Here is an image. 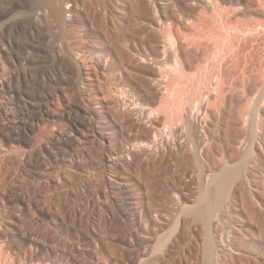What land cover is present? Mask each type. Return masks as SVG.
<instances>
[{"label": "rangeland", "instance_id": "374dc122", "mask_svg": "<svg viewBox=\"0 0 264 264\" xmlns=\"http://www.w3.org/2000/svg\"><path fill=\"white\" fill-rule=\"evenodd\" d=\"M68 1L71 7V13L66 16L68 35L41 17L36 30L24 25L26 27H20L22 31L12 29L0 40V207L4 218L0 220V230L5 235L0 233L4 238L0 237V264H12L3 248L10 241L17 242L15 238H20V234L34 238V245L41 249L39 255L48 259L49 264H90L96 255L105 259L104 244L107 245L109 237L103 239L104 244L101 237L107 234L109 222V228L114 229L111 233L114 232L112 235L117 239L112 237L115 242L109 241H113L114 244H110L116 247L117 254L123 246L121 254L126 253L129 232L150 234L147 243L136 246L139 252L137 248L135 253L127 252L132 259L125 264H180L182 250H187L190 261H195L192 252L193 255L198 253V264H208L202 258L206 239L209 236L216 239L221 234L226 237L228 232H234L230 229L232 223L240 219L244 222L241 231L254 236L247 240L249 244L242 240L244 252L253 250L264 256V237L261 238L264 236V158L258 156V142L254 143V156L242 157V152L249 147L250 113L258 104L254 109L260 111L261 115L257 113L262 122L258 141L264 143V0H152L156 8L150 7V0ZM32 4L30 0H0L1 21L13 24L28 13ZM70 53L92 65L106 58L105 77L86 79L88 76L78 73L70 63L59 66L58 60ZM77 53L82 55L78 58ZM100 67L97 65L94 71ZM24 70L31 71L27 81L21 78ZM37 73L43 77L51 74L61 81L53 86L55 93L51 91L53 87L50 88L57 94V102L51 106L56 115L47 119L50 121L42 118L45 124L35 120L36 108L26 107L25 110L13 90L6 88L10 85L20 90L38 91L32 87ZM190 113L191 126L182 120ZM237 119L239 124H235ZM17 124L22 127L17 128ZM74 124L87 130V134L91 127L97 128L101 138L109 137L113 144L108 150V143L104 145L96 140L88 143L87 135L85 144H74L75 148L71 144L72 148L66 147L68 153L63 152L49 139L53 133L71 132ZM11 131L20 135L21 141L18 136V142L10 139L7 135ZM140 146L150 147V153L140 154ZM129 149L132 154L126 156L124 151ZM105 154L113 157V167L104 166ZM194 156L202 159L201 166L194 164ZM225 163L239 168L241 181L235 187L241 191L233 198L229 196L232 199L225 202H229V206L225 208L223 201V208L215 211L213 223L216 222L217 228H211L209 233L208 227L194 228L189 221L186 229H182L185 231L183 242L177 239L179 245L177 243L175 248L168 242L161 253L154 252L156 241L171 230L177 207L184 203L193 206L209 177ZM245 176H249V181ZM88 179L90 187L86 184ZM104 180L124 183L127 194L144 200V209L162 216L164 222L154 230L145 225L140 227L137 222L136 225L130 221L121 223V201L111 192L107 194L109 188ZM65 192L73 199L78 198L79 210L83 207L79 216L65 212L66 208L56 203L57 197L67 195ZM249 192L255 199L246 198L249 200L244 202ZM255 203L263 213V220L260 219L263 223L250 216L249 204ZM17 205L23 206L19 216L15 214ZM104 217L111 220L108 222ZM89 218L91 226L86 228L84 222ZM258 223L261 232L257 229ZM78 226L84 233L88 229V245L81 258L69 249L71 237L76 236L72 233L77 232ZM236 228H240L238 223ZM194 233L199 249L190 244ZM176 235L178 233L171 239ZM90 238H95L93 242L98 247ZM236 259L231 263L258 264L256 260ZM190 261L186 263L193 264Z\"/></svg>", "mask_w": 264, "mask_h": 264}, {"label": "bare ground", "instance_id": "6f19581e", "mask_svg": "<svg viewBox=\"0 0 264 264\" xmlns=\"http://www.w3.org/2000/svg\"><path fill=\"white\" fill-rule=\"evenodd\" d=\"M31 1V4H32V2H33V4H32V6H30V9H29V11H28V9H27V12L28 13H25V16L22 18V19H20V20H18V21H14V23L13 24H8L7 22H9V21H1V18L3 17H0V40L1 39H3L6 35H5V33L7 32L8 33V31L10 32L12 29L13 30H18V29H20V27L21 26H24V25H26V26H28V28L30 29V30H36V28H37V20H39V18H41V17H43V18H45L48 22H50V24H52L53 26H56V27H54V28H57V30H58V28H59V30H61L60 32H64L65 31V27H68L67 26V19H66V16H68L70 13H71V7H69L70 6V3H69V1L68 0H30ZM150 2L151 3H149L150 4V7L151 6H153V7H155L154 6V3L152 2V0H150ZM149 4H148V6H149ZM30 5V4H29ZM156 8V7H155ZM156 10V9H155ZM6 12V11H5ZM9 12V11H8ZM26 12V11H25ZM69 13V14H68ZM68 14V15H67ZM159 20V19H158ZM160 21V20H159ZM159 23V22H158ZM154 24H156V23H154ZM159 25V24H158ZM26 26H24V27H26ZM163 26V25H162ZM178 27V26H177ZM28 28H25V30L26 29H28ZM95 29V28H94ZM20 31H22L21 29H20ZM29 31V30H28ZM29 32H31V31H29ZM66 32V31H65ZM64 32V33H65ZM179 32V31H178ZM14 33V32H13ZM17 33H19V31H17ZM16 33V34H17ZM67 33V32H66ZM65 33V34H66ZM175 33V32H174ZM177 33V32H176ZM9 34V33H8ZM181 34V33H180ZM67 35H68V33H67ZM66 35V36H67ZM63 36H64V34H63ZM62 36V37H63ZM165 36H167V35H165ZM175 36H177V34H175ZM68 37V36H67ZM66 37V38H67ZM178 37V36H177ZM6 38V37H5ZM174 38H176V37H174ZM172 39V38H171ZM114 40V39H113ZM178 42H179V40H178ZM113 43V42H112ZM111 44V43H110ZM109 44V45H110ZM118 45V44H117ZM111 46V45H110ZM112 47V46H111ZM108 50V49H107ZM29 53V52H28ZM69 53V52H68ZM82 55V53H77V57L79 58L80 56ZM83 59V58H82ZM84 60V59H83ZM83 60H80V58L79 59H77V58H75L74 57V55L72 54V53H70V54H67L65 57H64V59L62 58V60H58L60 63H58L59 64V66H62L63 64H69L70 63V65L72 64V66L74 65V67L77 69V71H78V73H81L82 72V74L83 75H87L88 77L86 78V79H92L93 78V76L95 77V78H97L98 77V75L99 76H104L105 75V73L107 72V59L105 58V59H103V60H99V62H96V63H94L95 65H92V64H88V63H86L85 61H83ZM86 60V59H85ZM65 62V63H64ZM100 63V64H99ZM97 65H101V67H100V69L99 70H97V71H94L95 69V67L97 66ZM64 66V65H63ZM62 66V67H63ZM27 70V69H26ZM28 72H30L31 73V71L30 70H28ZM28 72L26 73V71L24 70V72L21 74L22 75V77L21 78H23V80L24 81H27V74H28ZM95 72V73H94ZM92 74V75H91ZM18 75L20 76V73H18ZM80 75V74H79ZM28 76H29V74H28ZM30 77V76H29ZM83 77V76H82ZM105 77V76H104ZM32 78V77H31ZM84 78V77H83ZM94 78V79H95ZM94 79H93V81H94ZM99 79V78H98ZM33 81H32V87L33 88H38V91H35V90H32V91H28V90H20V89H17V88H15V87H13V86H10V85H7V90H9L10 89V92H11V90H13V91H15V92H13L12 91V93L13 94H15V96L17 97V99L18 100H20L19 102L24 106V108H25V110H26V107L27 108H29V107H34V108H36L37 109V111H38V114L36 115V116H34V117H36V119L33 117V119H35L36 121H41L43 124H45L46 122H45V120L46 121H50V120H47V119H50V118H53L54 117V110H52L51 109V106H54L55 105V103L57 102V100H56V102H55V99H56V96H57V94L56 95H54L53 93H55L54 91H53V89H55V87H53V86H57V85H59L60 84V78H56V77H54L53 75H51V74H47V75H45L44 77H43V75H41L40 73L38 74L37 73V75L35 74V76H33V79H32ZM91 81V80H90ZM1 83V82H0ZM81 83V82H80ZM82 84V83H81ZM80 84V85H81ZM1 86H3L2 84H1ZM4 86H3V88H4ZM46 87V88H45ZM53 87V88H52ZM9 88V89H8ZM50 88H52V90L51 91H53V93L50 91ZM22 91H24V92H22ZM35 91V92H34ZM31 92V93H30ZM23 95H25L24 97H23ZM12 96V95H11ZM59 96V95H58ZM15 97V98H16ZM236 98H239V97H236ZM258 99H259V97H257ZM36 99H39L40 101L38 102ZM58 99V98H57ZM88 99V98H87ZM86 99V100H87ZM42 100V101H41ZM241 101H242V99H241ZM256 101V100H255ZM258 101V100H257ZM260 101V100H259ZM18 103V102H17ZM19 104V103H18ZM17 104V105H18ZM257 104H258V102H257ZM253 105H255V104H253ZM259 105V104H258ZM258 105H256V107L258 108ZM87 106V105H86ZM20 107V106H19ZM254 106H252V108H253ZM255 107V108H256ZM55 108V107H54ZM101 108V107H100ZM255 108H253L252 110L254 111V113H253V111L250 113L252 116H251V123H250V125H249V127H250V133H249V136H248V139H249V142H250V145H249V142H248V149L246 150V152H242V157H245V156H247V155H249V156H254V151H253V147H254V143L255 142H258V150H259V154H258V156H261V157H263L264 158V147H262V145L264 144H262V142H259L258 141V139H260V137H259V131H261V129L260 130H258L259 129V127H260V124H262V122H261V120H260V118H259V115H258V113L260 112L258 109H257V111H255L254 109ZM56 109V108H55ZM206 109V108H205ZM31 110V109H30ZM259 111V112H258ZM21 112V111H20ZM258 112V113H257ZM253 113V114H252ZM36 114V113H35ZM103 114V113H102ZM260 114V113H259ZM56 115V114H55ZM261 115V114H260ZM185 118L186 119H182V120H185V122H186V124L187 125H192V123H193V120H192V114L190 113V115L189 114H185ZM191 116V117H190ZM194 116V115H193ZM197 117V116H196ZM237 117H238V115H237ZM243 117V116H242ZM261 117V116H260ZM42 118H44L45 120H43ZM183 118H184V115H183ZM235 118V117H234ZM246 118V117H245ZM193 119H195V118H193ZM242 119H244V118H242ZM112 120V119H111ZM250 120V119H249ZM227 121V120H226ZM240 121V120H239ZM239 121H238V119L235 121V124H236V122H238V124H239ZM242 121H244V120H242ZM45 122V123H44ZM73 122V121H72ZM184 122V121H183ZM182 122V123H183ZM195 122V121H194ZM249 122V121H248ZM261 122V123H260ZM15 123V122H14ZM108 123V122H107ZM106 123V124H107ZM246 123V122H245ZM20 124H22V123H20ZM18 125L17 126V128L19 127V126H21V125ZM23 124H25V123H23ZM23 124H22V126H23ZM36 124V123H35ZM42 124V125H43ZM79 124V123H78ZM81 124V123H80ZM110 124V123H109ZM108 124V125H109ZM185 124V125H186ZM196 124V123H195ZM39 125V124H38ZM226 125V124H225ZM247 125V124H246ZM8 126V125H7ZM21 126V127H22ZM39 126H41V125H39ZM94 126V125H93ZM195 126V125H194ZM235 126V125H234ZM15 127H16V125H15ZM25 127V126H24ZM23 127V128H24ZM91 127V126H90ZM99 127H101V125L99 126ZM104 126H102L101 128H103ZM186 127V126H185ZM196 127V126H195ZM201 127V126H200ZM233 127V126H232ZM83 128H86L85 126L83 127ZM187 128H188V126H187ZM191 128V127H190ZM189 128V129H190ZM193 128V127H192ZM203 128V127H202ZM223 128V127H222ZM229 128H230V126H229ZM261 128V127H260ZM30 129V128H29ZM88 129V128H87ZM97 129V128H96ZM95 128L93 129L92 127H91V129L89 130L88 129V131H89V134H87L86 133V131L87 130H84V129H82L79 125H76V124H74L73 125V129H72V131L71 132H69V133H65V132H59L58 134H54L53 133V135H51L52 133H50V135H51V137H50V141L53 143H56V144H58L59 146H57L59 149H61L63 152H66V153H68V149H66V147L68 148H72L71 147V144L73 145V147L75 148V146H74V144H77V143H79V145H80V143L82 142V143H84L85 144V142H86V140H87V135H88V143H90V142H93L94 140H96L97 142H99V141H101L104 145H105V143H108V145H107V147H108V150H109V147H110V145H112V144H110L111 142L109 141V137H102L101 138V132L100 131H97ZM104 129V128H103ZM106 129V128H105ZM10 130V129H9ZM23 130H25V128L23 129ZM31 130V129H30ZM33 130V129H32ZM40 130H41V127H40ZM192 130V129H191ZM190 130V131H191ZM237 130V129H236ZM8 131V130H7ZM50 131V130H49ZM67 131V130H66ZM233 131V130H232ZM107 132V131H106ZM189 132V131H188ZM196 132V131H195ZM202 133V132H201ZM230 133V132H229ZM36 134V133H35ZM49 134V133H48ZM195 134V133H194ZM233 134V133H232ZM231 134V135H232ZM102 135H104V134H102ZM191 135V134H190ZM193 135V134H192ZM230 135V134H229ZM7 136H9V138L10 139H15L16 140V136H18L17 134H15L14 132H12L11 131V134L10 135H7ZM20 136V135H19ZM19 136H18V138L17 139H19V141H21L20 140V138H19ZM40 136V135H39ZM44 136V135H43ZM192 137V136H191ZM204 137V136H203ZM206 137V136H205ZM228 137V136H227ZM193 139L195 138V137H192ZM233 138V137H232ZM231 138V139H232ZM8 139V138H7ZM199 139V138H198ZM205 139V138H204ZM228 139V138H227ZM34 140V139H33ZM40 140H41V138H40ZM48 140V141H49ZM9 141H11V140H9ZM46 141H47V139H46ZM85 141V142H84ZM208 141V140H207ZM211 141V140H210ZM233 141V140H232ZM16 142H18L17 140H16ZM28 142V141H27ZM26 142V143H27ZM31 142V141H30ZM44 142V141H43ZM95 142V141H94ZM96 142V143H97ZM113 142V141H112ZM192 142V141H191ZM213 142V141H212ZM226 142V141H225ZM264 142V141H263ZM11 143H13V142H11ZM40 143V142H39ZM100 143V142H99ZM101 143V144H102ZM156 143V142H155ZM200 143V142H199ZM204 143V142H203ZM236 143V142H235ZM55 144V145H56ZM102 144V145H103ZM166 144V143H165ZM226 144V143H225ZM229 144V143H228ZM27 145V144H26ZM35 145V144H34ZM209 145V144H208ZM11 146H13V145H11ZM78 146V145H77ZM76 146V147H77ZM199 146V145H198ZM213 146V145H212ZM211 146V147H212ZM257 146V145H256ZM264 146V145H263ZM35 147V146H34ZM209 147V146H208ZM57 148V149H58ZM78 148V147H77ZM102 148V150H103V147H101ZM215 148V147H214ZM242 148V147H241ZM58 149V150H59ZM114 149V148H113ZM116 149H118V148H116ZM115 149V150H116ZM149 149H150V147L148 148V146L147 147H142V146H140V148H138V151H139V153L141 154H146V153H148L149 152ZM206 149V148H205ZM72 150V149H71ZM76 151H77V149H75ZM130 150V149H129ZM129 150H127V151H124L125 153H126V156H127V154L128 155H131L132 153H131V150L129 151ZM137 150V149H136ZM151 150V149H150ZM119 151V150H118ZM226 151V150H225ZM240 151V150H239ZM242 151V150H241ZM262 151V152H261ZM111 152H112V150H111ZM114 152V151H113ZM122 152V151H121ZM197 152V151H196ZM206 152V151H205ZM57 153V152H56ZM77 153V152H76ZM117 153V152H116ZM124 153V154H125ZM150 153V152H149ZM199 153V152H198ZM209 153V152H208ZM60 154V153H59ZM112 154V153H111ZM196 154V153H195ZM197 155V154H196ZM257 155V154H256ZM255 155V156H256ZM119 156H120V154H119ZM198 156V155H197ZM197 156H194V160H195V163L194 164H196L198 167H199V165L201 166V163H202V159H200L199 157H197ZM205 156V155H204ZM71 157H72V155H71ZM115 157V156H114ZM58 158V157H57ZM202 158V157H201ZM205 158V157H204ZM212 158V157H211ZM260 158V157H259ZM59 159V158H58ZM242 159V158H241ZM243 159H245V158H243ZM253 159V158H252ZM57 160V159H56ZM73 160V159H72ZM258 160V159H257ZM262 160V159H261ZM264 160V159H263ZM71 161V160H70ZM74 161V160H73ZM73 161H71V162H69L70 164H72V166H73ZM103 161H104V166H106L107 168L109 167H113L114 165H115V162L113 161V157L111 158V156L110 155H107V154H105V157H104V159H103ZM116 161V160H115ZM245 161V160H244ZM242 162V161H241ZM248 162V161H247ZM253 162V161H252ZM204 163H206V162H204ZM254 163V162H253ZM256 165V164H255ZM75 166V165H74ZM99 166V165H98ZM105 167V168H106ZM236 167V166H235ZM73 168V167H72ZM242 168V167H241ZM250 168V167H249ZM112 169V168H111ZM114 169V168H113ZM52 170V169H51ZM61 170V169H60ZM66 170V169H65ZM64 170V171H65ZM104 170V169H103ZM49 171V170H48ZM63 171V172H64ZM68 171V170H67ZM66 171V172H67ZM70 171V170H69ZM248 171H249V169H248ZM65 172V173H66ZM50 173V172H49ZM54 173V172H53ZM249 173V172H248ZM58 174V173H57ZM246 174V173H245ZM251 173H249V175H250ZM48 175V174H47ZM239 175H240V171H239V168L238 169H236V168H234V165L233 166H229V164L227 163H225L224 165H223V167L222 168H220V169H218L217 171H214V173H213V175H211V178L209 177V179H208V181H207V183H206V185H205V188L202 190V192L200 193V197L198 198V201L195 203V204H193V206L192 205H185V203H184V205H182V207H181V205L179 206V207H177V211L178 212H176L177 213V215L175 216V218H174V221H173V225H172V228H171V230H169V231H167V232H169L168 234H164L163 235V238H160V239H158L156 242V244L153 246V251L155 252H160V251H162L163 249H164V247H166L167 245H168V242H170V246L173 244V245H175L174 246V248L176 247V244L177 245H179V242H177L178 240L179 241H182V239H183V235H184V233H185V227L188 225V222L190 223V224H194V228L196 227V226H198L199 225V227H197V228H200L201 226H203V228L205 227V228H207L208 227V230H209V233H211L210 231L212 230L211 228H214V229H216L217 227L215 226V223H213L214 221L213 220H215L214 219V217H215V214H216V210H218V208L219 207H222L223 206V201H224V204H225V202L227 201V199L229 198V200L230 199H232L236 194H237V192L238 191H241V190H238L237 189V187H235L236 186V183L237 182H239V181H241L240 179H239ZM251 177H252V175H251ZM241 178V177H240ZM264 178V177H263ZM4 178H2V180H3ZM107 179V178H106ZM246 181H249V176H247V178H246V176H245V178H244ZM1 180V179H0ZM92 180V179H91ZM262 180V179H261ZM84 181V180H83ZM84 182H86V181H84ZM92 182V181H91ZM258 182V181H257ZM241 183V182H240ZM67 184V183H66ZM65 184V185H66ZM82 184V183H81ZM85 184V183H84ZM83 184V185H84ZM86 184L87 185H89V187H90V181H89V179L87 180V182H86ZM104 184L109 188L106 192H107V194L108 193H112V195L114 194V196H116V198L118 199V200H120L121 201V204H120V215L122 216V218H120L119 217V220H120V222L121 223H125L126 221H130L131 222V224L132 223H135V222H137L138 224H139V226L140 227H142L143 225H145V226H148L150 229L149 230H154V229H156V228H158L163 222H164V219H163V217L162 216H159V215H153L152 213H149L148 212V210H146V209H144V200H141L140 198L138 199V198H136V197H134L132 194H127V190L125 189V184L124 183H121V182H116L115 180H113V182L110 180H104ZM69 185H72V184H69ZM95 185V184H94ZM98 185V184H97ZM247 185V184H246ZM245 185V186H246ZM60 186V185H59ZM80 186V185H79ZM99 186H100V184H99ZM237 186H239V183H238V185ZM86 188L88 187V186H85ZM96 187V186H95ZM243 187V186H242ZM56 188H58V187H56ZM71 188V187H70ZM79 188V187H78ZM81 188V187H80ZM238 188H240V186L238 187ZM59 189H60V187H59ZM90 189V188H89ZM57 190V189H56ZM61 190V189H60ZM65 191H66V189H64ZM63 190V191H64ZM87 190V189H86ZM62 191V190H61ZM77 191V190H76ZM98 191V190H97ZM256 191V190H255ZM59 192V191H58ZM57 192V193H58ZM66 192H68V191H66ZM65 192V193H66ZM72 192V191H71ZM85 193V192H84ZM239 193V192H238ZM259 193V192H258ZM63 194V193H62ZM61 194V195H62ZM67 194V193H66ZM245 195H246V193H244ZM244 194L242 193V195L244 196ZM60 195V194H59ZM59 195H57V196H59ZM241 195V194H240ZM242 195H241V198H243L242 197ZM249 197H247V196H245V199H243V201L244 202H247L248 200H246V198H254L255 199V196H253L252 194H251V192H249ZM56 196V197H57ZM76 196V195H75ZM97 196V195H96ZM229 196H232V198H230ZM48 197V196H47ZM62 197L63 198H59L58 199V197H57V200H56V203L58 204V205H61V207H64V208H66L65 209V212H67V211H70V212H67V213H74L75 215L76 214H78V216H79V212H80V214H81V209H83V207H81V209L79 210V207H80V204L78 203L79 201L77 200V199H73V198H71V196H69L68 194L64 197V194L62 195ZM258 197H259V194H258ZM114 198V197H113ZM260 198H263V197H261L260 196ZM2 199V198H1ZM23 199V198H22ZM54 199H56V198H54ZM89 199V198H88ZM95 199V198H94ZM132 199H133V201H132ZM236 199H237V197H236ZM251 199V200H252ZM259 199V198H258ZM42 200V199H41ZM105 200V199H104ZM124 200V201H123ZM127 200V201H126ZM184 200V199H183ZM242 200V199H241ZM25 201V200H24ZM48 201V200H47ZM93 201V200H92ZM96 201V200H95ZM255 201V200H254ZM1 202V201H0ZM41 202H43V201H41ZM40 202V203H41ZM44 202L46 203V201L44 200ZM55 202V201H54ZM87 202H89V201H87ZM97 202V201H96ZM55 203V204H56ZM93 203H94V201H93ZM146 203V202H145ZM227 203H229V202H227ZM225 204L224 206H225V208H226V205H228V204ZM250 203H251V201H250ZM257 203V202H256ZM256 203L253 205V204H249V212H250V216L251 217H253L254 219H257L258 221L262 218V212H260L259 210H258V208L257 207H255L256 206ZM26 204V203H25ZM88 204V203H87ZM242 204V203H241ZM259 204V203H258ZM91 205H93L92 203H91ZM230 205V204H229ZM228 205V206H229ZM232 205V204H231ZM15 206V205H14ZM258 206V205H257ZM141 207H143V209H141ZM15 208H17V211H16V213L15 214H17L18 215V213H20L21 212V210L23 209V206L22 205H17V207H15ZM67 208H69V209H67ZM178 208H179V210H178ZM223 208V207H222ZM257 208V209H256ZM79 210V211H78ZM247 210V209H246ZM15 211V210H14ZM57 211V210H56ZM61 211V210H60ZM63 211V210H62ZM1 207H0V220H3L4 218H3V216H1ZM54 212V211H53ZM64 212V211H63ZM218 212V211H217ZM226 212V211H225ZM262 213V214H261ZM3 214V213H2ZM52 214V213H51ZM63 214V213H62ZM229 214V213H228ZM16 215V216H17ZM67 215V214H66ZM107 215V214H106ZM19 216V215H18ZM51 216V215H50ZM74 216V215H73ZM84 216H86V215H84ZM247 216V215H246ZM58 217V216H57ZM181 217H183V218H185V219H181ZM227 217H228V215H227ZM67 218V217H66ZM105 218V220L106 221H108L109 219L107 218V217H104ZM233 218V217H232ZM247 218V217H246ZM263 218H264V216H263ZM240 219V218H239ZM61 220H62V218H61ZM72 220V219H71ZM81 220V219H80ZM96 220V219H95ZM111 220V219H110ZM109 220V221H110ZM183 220V221H182ZM261 220H263V219H261ZM260 220V221H261ZM52 221H54V220H52ZM108 221V222H109ZM247 221V220H246ZM66 222V221H65ZM73 222V221H72ZM237 223H238V226L240 227V228H236V226H237V223L236 224H234V223H232L233 225H231V227H230V229H232L234 232H231V234H230V232H228V234L226 235V237H222V234L221 235H219V236H217L216 237V239L215 238H211V236H209V238H205L206 239V241L204 242V244H203V248H202V252H203V256H202V258H204V260L206 261L205 263H208V264H228L227 263V261H230L229 263H231L232 261L234 262V259H236V257L238 258V260H240L241 258H246V259H250V260H256V262L258 261V264H264V256L263 255H261L260 253H257L256 251H248L247 250V252H244L245 251V249L242 247V244H241V242H242V240L244 241V240H246V242L245 243H248L249 244V242L247 241V240H249L250 239V237L252 238V237H254V236H249V234H251V233H244L243 231H241L242 230V228H241V226L243 225V220L242 219H240V220H238V221H236ZM257 222V221H256ZM262 222V221H261ZM261 222H259V223H261ZM264 222V221H263ZM262 222V223H263ZM1 223V222H0ZM59 223V222H58ZM71 223V222H70ZM98 223H99V221H98ZM114 223V222H113ZM127 223V222H126ZM137 223H135L134 225H136ZM259 223L257 224L258 225V227H257V229H258V231L259 232H261L262 231V227H261V225H259ZM86 224V228L87 227H90L91 225H90V218H89V220H87L86 222H84V225ZM92 224V223H91ZM242 224V225H241ZM245 224H246V222H245ZM3 225V224H2ZM63 225V224H62ZM102 225V224H101ZM118 225V224H117ZM1 226V225H0ZM107 226V225H106ZM109 226H110V222H109V225L107 226L108 227V230H107V234L105 235V237L104 238H102L101 237V239H102V243L104 244V240L103 239H105V238H107V237H109L108 238V241H107V245H105L104 244V246H105V248H104V251L106 252V258L105 259H103V258H101V257H99V256H95V258L93 257V259H92V261H91V263L90 264H125L130 258H131V255H129L127 252L128 251H135V249L137 248V250H138V247H141L140 245L141 244H145V242L147 243V239H148V237H149V232L147 233H145V235H141L140 233H137L138 231H136V230H134L133 232H129L130 234H129V238L126 240V239H124V240H126V241H123V242H126V245H125V252L127 253H125V254H121V251H122V253H124L123 252V250L122 249H124V246L122 247V249H118V254H117V252H116V250L117 249H115L116 247H114V248H112V246H114V245H112L111 246V244H114V243H112L113 241L115 242V240H113L112 239V237H113V235L115 234L114 232V234L113 233H111L112 232V230H114V229H111V228H109ZM119 226V225H118ZM193 226V225H192ZM246 226V225H245ZM264 226V225H263ZM75 227V226H74ZM93 227V226H92ZM115 227V226H114ZM216 227V228H215ZM51 228H52V226H51ZM54 228V227H53ZM68 228V227H67ZM122 228V227H121ZM147 228V227H146ZM185 228V229H184ZM193 228V229H194ZM254 228V227H253ZM0 229H2V228H0ZM55 229V228H54ZM100 229V228H99ZM107 229V228H106ZM143 229V228H142ZM141 229V230H142ZM182 229H184L183 231H182ZM201 229V228H200ZM34 230V229H33ZM88 230V229H87ZM87 230L85 231V233L84 232H82V230H81V228L78 226V229H77V232L76 233H72V235L73 234H76V236H75V238L73 239L72 237H71V241H70V250H71V252L73 253V254H75L77 257H82L83 256V252H84V250H85V248L87 247V245H88V240H87V234H86V232H87ZM118 230V229H117ZM122 230V229H121ZM140 230V229H139ZM140 230V231H141ZM182 231V233H181V231ZM246 230V229H245ZM3 230H0V233L2 232ZM81 231V233H79ZM93 231V230H92ZM123 231V230H122ZM146 231V230H145ZM179 231V232H178ZM218 231V230H217ZM223 231V230H222ZM94 232V231H93ZM144 232V231H143ZM244 234H243V233ZM99 233V232H98ZM153 233V232H152ZM178 233V235H176V236H174L173 237V239H171V237H172V235L173 234H177ZM181 235H180V234ZM208 232H207V235L209 234ZM213 233V232H212ZM217 233V232H216ZM225 233V232H224ZM227 233V232H226ZM2 234H3V232H2ZM32 234V233H31ZM113 234V235H112ZM247 234H248V236H249V238H248V236H247ZM261 234V233H260ZM4 235V234H3ZM3 235L2 236H0V237H2L3 238ZM33 235V234H32ZM97 235V234H96ZM166 235V236H165ZM256 235V234H255ZM5 236V235H4ZM34 236V235H33ZM63 236V235H62ZM107 236V237H106ZM192 236V242L190 243L191 244V246L193 245V248H194V246H195V248L197 249H199V245H200V243H199V241L197 240V236L195 237V233H194V235H191ZM206 236V235H205ZM66 237V236H65ZM264 236L263 235H261V238H263ZM114 238V237H113ZM256 238V237H255ZM259 238V237H258ZM1 239V238H0ZM16 239V241L17 242H15L14 244L13 243H11V241L9 242V243H6L5 245H4V248L3 249H5V253H7V255L8 256H6V257H9V259H10V261H11V263L12 264H49L50 263V261H49V263H46V260L48 261V259H44L43 257H41L40 255H39V253H40V250L41 249H39V247H36L35 245H34V238L33 237H31V236H29V235H25V234H23V235H21L20 234V238H15ZM65 239V238H64ZM97 239H99V238H97ZM113 240L112 242L111 241H109V240ZM114 239H116V238H114ZM178 239V240H177ZM181 239V240H180ZM3 240H4V238H3ZM6 240V239H5ZM90 240H92V242H93V240H94V242H95V238L93 239H91L90 238ZM100 240V239H99ZM105 240H107V239H105ZM117 240V239H116ZM184 240V239H183ZM1 241V240H0ZM53 241V240H52ZM5 242V241H4ZM8 242V241H7ZM13 242V241H12ZM93 242V243H94ZM117 242V241H116ZM120 242V241H119ZM122 242V241H121ZM183 242V241H182ZM244 242H242V243H244ZM97 243V242H96ZM101 243V244H102ZM106 243V242H105ZM111 243V244H110ZM99 244V243H98ZM102 244V245H103ZM125 244V243H124ZM188 244V243H187ZM1 245H3V244H1ZM94 245H96L95 243H94ZM93 245V246H94ZM100 245V244H99ZM116 245H117V243H116ZM122 245V244H121ZM139 245V246H138ZM173 245L171 246V248H173ZM50 246V245H49ZM97 246V245H96ZM136 246H138V247H136ZM190 246V247H191ZM98 247V246H97ZM100 247V246H99ZM102 247V246H101ZM118 247H120L119 245H118ZM47 248V247H46ZM45 248V249H46ZM94 248H96V247H94ZM103 248V247H102ZM144 248V247H143ZM178 248V247H177ZM52 249V248H51ZM169 249V248H168ZM195 249V250H196ZM242 249H244V250H242ZM91 250V249H90ZM94 250V249H93ZM102 250V249H101ZM144 250V249H143ZM194 250V249H193ZM261 250V249H260ZM44 251V250H43ZM50 251H52V250H50ZM103 251V250H102ZM103 251V252H104ZM141 251V250H140ZM189 251V250H188ZM196 251H198V250H196ZM133 252H131V253H133ZM137 252V251H136ZM138 252H139V250H138ZM178 252V251H177ZM180 252V251H179ZM186 252H187V250L186 251H184L183 252V250H182V252L180 253V255H179V258H180V261H181V263H186L187 262V260H188V262L191 260V258H189V255H188V257H187V255H186ZM135 253V252H134ZM161 253V252H160ZM188 254V253H187ZM190 254H192V256H194L195 257V261H190V262H193V264H198V258H197V254L198 253H194V255H193V253L192 252H190ZM6 255V254H5ZM44 255V254H43ZM74 255V256H75ZM136 255V254H135ZM141 255V254H140ZM139 255V256H140ZM142 255H143V252H142ZM233 255H236L235 256V258L233 257ZM138 256V255H137ZM139 256H138V258H139ZM170 256V255H169ZM45 257V256H44ZM103 257V256H102ZM171 257V256H170ZM194 257H192V259L194 258ZM47 258H48V256H47ZM136 258V257H135ZM137 258V259H138ZM164 258V257H163ZM200 258V257H199ZM132 259V258H131ZM165 259V258H164ZM163 259V260H164ZM50 260V259H49ZM133 260H135V259H133ZM140 260V259H139ZM203 260V259H202ZM237 260V259H236ZM237 260V261H238ZM142 261V260H141ZM166 261V260H165ZM169 261V260H168ZM143 263H144V261H143ZM180 263V264H181ZM204 263V262H203ZM139 264H140V262H139ZM141 264H142V262H141ZM145 264H146V262H145ZM187 264V263H186ZM199 264H200V262H199ZM232 264V263H231ZM234 264V263H233ZM255 264V263H254Z\"/></svg>", "mask_w": 264, "mask_h": 264}]
</instances>
